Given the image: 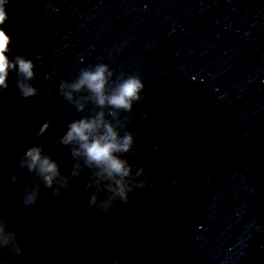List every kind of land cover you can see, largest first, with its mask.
Instances as JSON below:
<instances>
[{"label":"clouds","instance_id":"1","mask_svg":"<svg viewBox=\"0 0 264 264\" xmlns=\"http://www.w3.org/2000/svg\"><path fill=\"white\" fill-rule=\"evenodd\" d=\"M9 2L0 0V97L8 95V78L14 74L18 95L25 100L35 99L39 107L42 101L41 88L36 86L37 64L29 57H34L41 68L44 59L36 51L27 55L16 51L10 58L13 41L4 27L10 20L6 10ZM114 75L109 65L99 62L82 68L74 80L59 82L57 95L62 101L77 113L88 114L69 119L60 136L52 134V119L41 122L34 134L36 142L19 157L8 179L9 194L21 207L46 208L50 195L62 210L64 193L81 177L84 180L79 191L83 200L89 209L101 214L110 213L117 204L127 205L130 194L137 189L158 186L150 181L145 165H135L127 158L138 157L139 150L134 133L127 128L129 117L121 115L132 113L134 105L143 102L145 84L137 75L121 73L113 79ZM44 80L50 83L53 74L45 72ZM45 95L52 99L51 88L45 90ZM46 134L51 143L68 149L72 161L69 171H63L60 162L45 150ZM26 244L22 230L11 226L10 215L0 212V264L22 259L27 254Z\"/></svg>","mask_w":264,"mask_h":264}]
</instances>
